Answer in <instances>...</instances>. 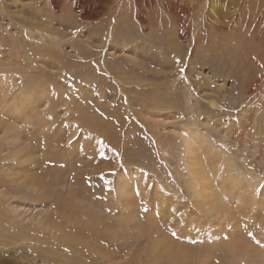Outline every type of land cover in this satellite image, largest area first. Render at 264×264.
Listing matches in <instances>:
<instances>
[{"label":"rangeland","instance_id":"374dc122","mask_svg":"<svg viewBox=\"0 0 264 264\" xmlns=\"http://www.w3.org/2000/svg\"><path fill=\"white\" fill-rule=\"evenodd\" d=\"M109 1L92 21L72 0H0V264H262L230 249L241 232L264 248L258 197L241 212L212 183L222 203L209 204L231 212L196 202L184 131L200 130L230 178L263 193L264 35L252 25L203 46L202 12L183 40L175 19L138 25L124 17L128 0ZM202 1L211 20L238 10ZM18 91L36 106L16 112Z\"/></svg>","mask_w":264,"mask_h":264},{"label":"bare ground","instance_id":"6f19581e","mask_svg":"<svg viewBox=\"0 0 264 264\" xmlns=\"http://www.w3.org/2000/svg\"><path fill=\"white\" fill-rule=\"evenodd\" d=\"M47 1L50 3V5H52V6L55 5V6L59 7V4H58L59 0H47ZM128 1L130 2L129 3L130 5L128 6L126 11L124 12V17L128 18L129 20L132 19V21L134 20L136 23H138V25H142V24L146 23L144 21L145 19H148V20L158 19L160 21L161 25L166 24L169 21V19H171V18L175 19L177 21L176 23H178V25H179V32H180L183 40H187L188 37H190V35L192 34L193 30L190 31V26H189V24L192 22L191 19L194 20V15L198 14L199 12H200L199 14H201V12H202L203 17H204V21H207L209 23L208 24V26H209L208 32H209V36H210V37H208V36H205L204 34H202L197 39V42L203 46L204 45L206 46V44H208V47L209 46L210 47L215 46L216 40L214 38H215L216 33H220V37H221L222 41H224L225 43L232 44V42L229 40V38H237L238 34L241 32V30L243 28L250 27L252 25L255 26V29H256V32L254 33V35H256V34L260 35L261 33H262V35H264V15H263L264 14V0H263V2H261V3H263V5L262 6L259 5L260 7L258 6V3L256 4V2H258L257 0H252L251 2L248 0H234V1H237L236 3H237L238 10L237 11L234 10L233 12L224 15L222 18H218L214 14L215 20H211V18L208 17V14H204V11H205L204 9H206V7L204 8V6L200 4L201 0H186L185 2H187V3H185V4L187 6H185L184 0H128ZM218 1L219 0H211L210 4L208 5V7L212 13H215V11H218V8L220 7V4H221L220 2L217 3ZM96 2L99 3L98 9H96L92 12H89L88 10H86L89 6L95 4ZM110 2L111 1H109V0H106L105 2H102V0H72L69 7L73 8V9L76 8V9L81 10L82 15H83L82 19H85V20L90 19L92 21L97 19V21H98L100 19L99 17L104 12V10L107 9V5ZM118 10H119V8H118ZM196 17L198 18V16H196ZM157 23H159V22H157ZM197 25H199V23H197ZM200 25H199V27H200ZM191 27H192V25H191ZM200 28L197 27L198 30H200ZM141 30H143V29H141ZM232 30H235L234 31L235 33L232 34V33L228 32V31H232ZM236 32H238V33H236ZM165 33H166V31H165ZM245 48L246 47H244V49ZM226 49H227V47H226ZM208 51H209V49H208ZM227 51H229V50H227ZM224 54H226V53H224ZM218 55L221 56L222 54H218ZM208 56H210V55H208ZM221 58H222V56H221ZM3 82H4V80H0V85ZM4 87H6L5 82H4ZM40 89L41 88H39V86L36 85L34 87L32 86V88L29 91H31V92L34 91L35 94H40ZM34 93L27 94L26 91H18L17 93L15 92V94H13V96L11 98V101H9L8 103H12L14 109H16L15 110L16 112L21 108L24 109V108L34 107V106H36V104L33 103V98H31ZM38 114L41 115L42 117H37ZM34 116L36 117L35 123H38L40 121H45V122L47 121V118L43 117V113L38 112L37 110L34 111ZM26 119H32L33 120L32 116H30V118H29V115H26ZM184 135L189 140V142H188V145H189L188 146V148H189L188 149V155L187 154L186 155H187V163H188L189 169L192 172L193 183H194L195 188L197 190L196 202H198L201 206L211 207L214 211H216L218 213H223V214L224 213H230L231 211H230V208L228 206H226V207H228V208H226L224 205L222 206V205H216V204L215 205L209 204L210 202L211 203H217V204L222 203V201L219 202V200H218V197H217L218 194H215L217 192L216 191L217 188L215 189L212 186L213 185L212 183H215L217 185V187H219V189H221V191L223 192L224 195H229L230 197H232L234 199L236 198L239 200V204L241 203L242 206H240V208L238 210H240L242 208V210H244L245 212L246 211L250 212L249 208L254 207V204H255L254 202L257 201L256 200L257 197H258V201H257L258 206H261V208H264V191L260 196H258L255 193L254 188H252V191L247 193V191H246L247 185L241 186L240 181L238 182V181L233 180V178H230V176L232 174L229 173L230 174V176H229V174H228L229 171L227 172V170H228L226 168L227 158L226 159L221 158L216 153L215 154L212 153L213 152V149H212L213 145H211L207 142V138L204 135H202L200 130H196V129L186 130V131H184ZM200 149H202L203 151L205 150L204 153L202 152L203 158L206 161L208 160L205 165H204V161L202 163L201 159L198 158L199 156L197 157V155H196ZM207 157H209V158H207ZM206 165L209 168V169H207V171L205 168ZM127 176L129 178H131L132 172H129V174H127ZM234 176H236V175H234ZM236 180H238V179H236ZM35 185H38V183H35ZM243 185H245V184H243ZM214 189L216 192L214 191ZM158 191L161 192V190H158ZM84 193H80V195L83 194V196H85ZM69 196H71V195H69ZM197 198H199L200 201H198ZM157 201H158V203H156V204H158V208L159 207L168 208L169 204L165 203L164 199L163 200L160 199ZM160 201H161V203H160ZM175 201H177V199ZM65 209H66V207H65ZM2 218L4 220V214L2 215ZM46 228H49V227H46ZM60 231H62V230L60 229ZM51 232H53V231H51ZM54 234H55V232H54ZM57 234H58V232H57ZM218 239H219V232H216L213 235L211 240L216 242V241H218ZM220 240L222 242L226 241L225 238H221ZM257 241H259V240H257V239L253 240L249 235L242 234V232H241V234L238 235V237H236V238L233 237L230 240V243H231L230 249H231L232 253L234 255H237V256L240 255V256L246 257L248 255H251V256L255 255L257 257L256 254H258L259 256L261 255L264 257V250H263L264 248L262 247V244L260 242L257 243ZM225 246H229V245H225ZM260 262H262V264H264V259Z\"/></svg>","mask_w":264,"mask_h":264},{"label":"snow or ice","instance_id":"6c2138e0","mask_svg":"<svg viewBox=\"0 0 264 264\" xmlns=\"http://www.w3.org/2000/svg\"><path fill=\"white\" fill-rule=\"evenodd\" d=\"M262 67H264V65H262ZM181 71H183V69H181ZM221 147H223V145H221ZM101 155H103V153H101ZM225 199H227V197H225ZM171 235H172L173 237H177V238H178L177 233H176L174 230L171 231ZM248 235H249L253 240L256 239V237H255V235H254L253 233L249 232ZM189 242H190V243H195L196 241H192V240H190ZM257 243H259V241H257Z\"/></svg>","mask_w":264,"mask_h":264}]
</instances>
